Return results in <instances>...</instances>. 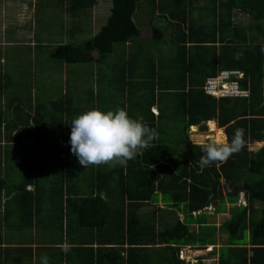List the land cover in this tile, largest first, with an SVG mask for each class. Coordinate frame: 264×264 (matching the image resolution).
I'll use <instances>...</instances> for the list:
<instances>
[{
  "label": "crops",
  "instance_id": "obj_1",
  "mask_svg": "<svg viewBox=\"0 0 264 264\" xmlns=\"http://www.w3.org/2000/svg\"><path fill=\"white\" fill-rule=\"evenodd\" d=\"M12 1L5 0L6 6L0 10L3 16L0 19V264H40L42 256L48 257L49 264H169V258L176 262L177 253L160 251L165 246L163 244L133 246L136 248L131 250L127 249L128 244L111 245L108 241L102 244L99 237L107 240L112 236L107 234V230L114 229L91 225L93 222L88 223L90 226L82 224L86 209V217L96 219L89 207L104 209L106 204L113 210L118 205L122 199L120 189L125 188L120 180L132 175L138 164L144 170L148 167L151 170L146 166L151 159L141 161L143 166L138 157L151 150L152 144L138 149L126 167L101 165L84 169L71 153L68 141L70 121L79 114L92 108L102 111L124 108L132 118L143 117V122L150 128H154L155 123L156 127L168 132L169 136L161 133L158 138L174 144L170 136L172 131L178 130L175 115L167 111L163 118L160 117V107L165 108L167 103L173 105V102L159 100L166 95L162 96L157 84L160 79L169 84L183 68L175 64L177 51L173 48V31L174 26L180 24L184 29L186 25L171 18V14H179L181 8L176 5L174 9L172 0H141L135 19L139 23L140 13L144 20H148L149 36L141 32V37L135 42L116 45L102 62L67 63L55 59L52 54L59 45L68 42L60 41L49 51L44 48L46 43L30 33L25 35L27 3L25 0ZM56 2L61 4V0ZM160 3H163L161 7ZM32 5L33 2L31 8ZM113 7L114 0H97L93 8L75 17L65 12L69 22L66 28L75 37L79 32L83 33L78 25L91 27L90 39L107 24ZM54 8L57 9L56 5ZM195 16H201L197 9L191 11V17ZM239 17L251 22L250 17L243 13H239ZM37 20L36 27L39 26ZM55 24L58 25L57 21ZM8 25L15 38L7 36ZM153 26L163 32L162 39L153 38ZM45 28L48 32L53 30L52 26ZM86 40L72 43L78 45ZM92 56L96 57L98 53L94 52ZM153 87L156 92H153ZM202 125L207 127L206 130H202L201 125L189 128L191 144L183 145L175 154V171L181 170L186 158L190 162L193 160L195 149L191 146L206 144L210 140L209 134L216 138L219 130L227 142L225 128L220 127L217 120L212 119ZM259 145L261 143L256 144ZM162 153L152 152L151 158L162 156ZM137 174L140 178L144 176L139 172L134 175ZM98 190L104 203L89 205L84 202L96 198ZM135 202L141 204V212L152 216L160 229L173 225L180 212L175 209L173 201L158 191L146 201ZM242 203H246L244 199L239 202ZM216 206L217 203L204 212L209 224L218 228L216 243L191 246L192 253L202 254L197 261L200 262V258L208 264H220L221 249L228 243V235L219 229L223 213L217 212ZM211 209L215 210L214 214L208 213ZM211 216H218L219 221L210 222ZM190 228L198 232L199 224H192ZM224 236L227 237L226 244L221 242ZM209 245L213 252L205 253L199 249ZM185 246L190 245H182V248ZM90 247L103 250H91Z\"/></svg>",
  "mask_w": 264,
  "mask_h": 264
},
{
  "label": "trees",
  "instance_id": "obj_2",
  "mask_svg": "<svg viewBox=\"0 0 264 264\" xmlns=\"http://www.w3.org/2000/svg\"><path fill=\"white\" fill-rule=\"evenodd\" d=\"M140 1L114 0L107 24L94 37L78 45L61 44L53 57L67 63L102 62L116 45L135 42L142 35V27L135 19ZM56 3L57 8L65 9L75 17L93 8L97 0H61V4ZM160 4L161 7L163 3ZM171 4L174 9L176 5L181 8L180 13L171 14V18L186 25L184 29L180 24L174 26L173 31V48L177 51L175 64L183 68L169 84L160 79L157 85L162 96L166 95L159 100H170L177 106L174 108L167 103L165 108L160 107V117L163 118L167 111L176 116L174 121L178 123V130L172 131L170 136L174 144H167L159 138L158 142H152L153 148L138 157L140 162L150 158L146 166L151 170L149 167L144 170L138 164L133 176L129 174L120 180L125 188L120 189L122 199L116 206L118 208L112 210L106 204L104 209L89 207L96 219L87 218L86 209L85 216L81 214L82 224L93 222L91 225L114 229L107 230V234L112 235L108 237L110 240L99 237L102 244L103 241L118 246L128 244V250L136 248L133 246L163 244L165 246L160 251L177 253L176 262L169 258V264H183L184 260L179 257L182 245L216 243L218 228L209 224L204 212L217 203V212L223 213L220 232L228 235V243L221 249L220 264H264V0H172ZM194 9L201 14L200 17H191ZM239 13L249 16L251 22L240 20ZM152 35L155 40L163 38V32L156 26L152 27ZM94 52L98 56H92ZM238 53L241 54L239 59L236 58ZM222 70L243 72L240 87L248 90L249 95L218 99L208 95L204 90L207 79ZM153 92H156L155 87ZM212 119L225 128L227 142L231 141L236 129H243L244 147L225 162L213 163L201 170L199 161L205 155L203 145L191 146L195 149L193 160L190 162L186 158L181 170L175 171V154L183 145L191 144L189 128L201 125V129L206 130L202 123ZM153 127L160 135L169 136L155 123ZM257 143L261 145L256 146ZM152 152L163 153L152 159ZM137 172L144 173V176L134 175ZM155 191L173 201L175 209L180 211H177L173 225L165 229H160L148 213L143 214L141 204L135 202L150 199ZM100 192L98 190L96 198L84 202L89 205L104 203ZM242 199L246 203L239 204ZM180 213H183V219ZM194 213H197L196 217ZM195 223L199 224L198 232L190 228ZM137 227H140L139 231ZM90 248L103 250L101 247ZM199 260L195 264H208Z\"/></svg>",
  "mask_w": 264,
  "mask_h": 264
},
{
  "label": "clouds",
  "instance_id": "obj_3",
  "mask_svg": "<svg viewBox=\"0 0 264 264\" xmlns=\"http://www.w3.org/2000/svg\"><path fill=\"white\" fill-rule=\"evenodd\" d=\"M240 55L238 53L236 58ZM243 136V129H236L230 142L219 141L214 136L210 138L202 146L205 155L200 158L199 168L203 170L213 163H223L239 152L244 147ZM158 137L157 130L144 123L143 117L132 118L124 108L108 111L92 108L70 121L68 143L71 153L84 169L101 165L126 167L138 149L148 147ZM208 247L212 250L206 252ZM199 249L205 253L214 251L211 245ZM40 264H49L48 257L42 256Z\"/></svg>",
  "mask_w": 264,
  "mask_h": 264
},
{
  "label": "rangeland",
  "instance_id": "obj_4",
  "mask_svg": "<svg viewBox=\"0 0 264 264\" xmlns=\"http://www.w3.org/2000/svg\"><path fill=\"white\" fill-rule=\"evenodd\" d=\"M13 3H16V0L12 1ZM25 2L27 3L26 5V9H25V18H24V27H26V34L28 35V33H30L32 36H34L37 40H39L40 42H44L47 44L46 47H44L46 50H53L55 48V46L60 42V41H65L68 43H72V42H82L83 40L88 39L91 36V30L92 28H82L80 27L79 21L77 23L78 25V29H82L83 33H80L75 36L72 37L68 31L69 28H66L69 24L68 20H67V16L65 14V11L63 9H55L54 5H56V0H25ZM32 8L30 7V5L32 4ZM5 7L6 6V2L5 0H0V10L1 7ZM57 11V12H56ZM19 16V15H18ZM2 14L0 12V19L2 18ZM40 21H38V20ZM36 20H37V24L39 25L38 27H36ZM58 23V25H56L55 23ZM86 21V20H85ZM84 21V22H85ZM138 21L142 27V32L144 35H148L149 36V29L146 28L147 26V19H143L142 16H140V13L138 15ZM45 26H52V31L48 32V29L45 28ZM7 27H9L8 31H7V36L9 38H15L16 36L12 34L10 26L8 25ZM2 30V27H1ZM43 31V33H41L40 31ZM47 31V33H45ZM146 31V32H145ZM25 41H27L26 36L24 37ZM26 52H28L26 50ZM25 58L26 55H25ZM212 130L215 129L214 124H212ZM216 139L219 141H225V138L222 136L221 132L218 130L217 132V136ZM232 207V206H230ZM212 208V207H210ZM215 210L211 209L209 210L208 213L214 214ZM180 216L182 217L183 214H180ZM261 218V215H260ZM218 216H211L210 222H218ZM221 242H223L222 244H226L227 243V237L224 236L221 238ZM209 261H212V259H210Z\"/></svg>",
  "mask_w": 264,
  "mask_h": 264
},
{
  "label": "built area",
  "instance_id": "obj_5",
  "mask_svg": "<svg viewBox=\"0 0 264 264\" xmlns=\"http://www.w3.org/2000/svg\"><path fill=\"white\" fill-rule=\"evenodd\" d=\"M244 74L236 70H224L218 73L214 77L207 79L204 86L205 92L215 98L223 97H246L249 95V91L242 89L239 79L243 78ZM214 135L209 134L207 137L212 138ZM193 248L191 246L181 249L179 257L190 263L195 264L198 257L202 256L201 253H192ZM212 250L211 247L207 248L206 252Z\"/></svg>",
  "mask_w": 264,
  "mask_h": 264
}]
</instances>
